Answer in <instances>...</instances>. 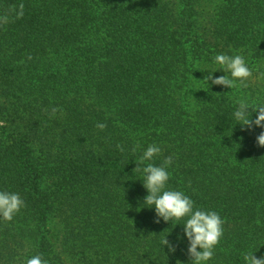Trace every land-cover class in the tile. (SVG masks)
Listing matches in <instances>:
<instances>
[{
    "label": "trees",
    "instance_id": "trees-1",
    "mask_svg": "<svg viewBox=\"0 0 264 264\" xmlns=\"http://www.w3.org/2000/svg\"><path fill=\"white\" fill-rule=\"evenodd\" d=\"M194 1L0 0V15L24 5L0 29V191L25 203L0 219V264L37 254L63 264L52 219L79 264H191L184 220L154 223L144 204L133 170L149 145L161 149L154 165L172 157L166 190L225 221L206 264L264 256V129L237 124L235 90L208 81L185 92L192 67L218 54L264 64V0L221 1L203 38ZM244 100L255 107L264 95ZM52 108L62 114L50 118Z\"/></svg>",
    "mask_w": 264,
    "mask_h": 264
},
{
    "label": "clouds",
    "instance_id": "clouds-1",
    "mask_svg": "<svg viewBox=\"0 0 264 264\" xmlns=\"http://www.w3.org/2000/svg\"><path fill=\"white\" fill-rule=\"evenodd\" d=\"M13 5L8 11L0 15V26L9 22V18L15 15L16 18H22L24 5ZM28 60L32 57L29 55ZM24 63V61H20ZM214 63L219 66L218 69L208 71L209 75L204 78L208 84L211 81L213 85L226 88H247V81L252 76V70L246 64L244 57L240 54L229 56L227 54H218L214 58ZM222 71L225 75L213 78L211 73ZM264 75V74H262ZM219 95V94H217ZM251 109V112L249 111ZM57 112L62 110L52 108L51 117L54 118ZM252 112H256V118L252 119ZM234 118L242 128L252 130L253 126L264 129V104L252 107L246 100L238 101V108L234 112ZM96 127L103 131L107 125L97 123ZM258 147L264 148V131L256 137ZM117 148L123 152L121 145ZM136 149L133 148V152ZM161 152L156 145H149L146 151L136 161L137 167L133 172H140L143 175V187L148 195L144 198V204L147 208H154L156 220L154 223H160L162 219L165 223H173L184 220L183 234L187 238L189 247L187 249L191 264H206L214 255L215 246L219 243L224 234V220L215 211H204L194 208V201L181 191L166 190V184L169 180L167 167L172 164V157H167L160 166H156L151 161ZM25 206L23 199L17 193L0 191V219L10 222L13 217L19 213ZM170 252H175V247L165 238L162 241ZM199 249V250H198ZM245 264H264V256L256 258L253 252L243 255ZM26 264H48L41 255L37 254L28 258ZM177 264H181L177 261Z\"/></svg>",
    "mask_w": 264,
    "mask_h": 264
},
{
    "label": "rangeland",
    "instance_id": "rangeland-1",
    "mask_svg": "<svg viewBox=\"0 0 264 264\" xmlns=\"http://www.w3.org/2000/svg\"><path fill=\"white\" fill-rule=\"evenodd\" d=\"M223 0H195L194 1V14L196 15V23L199 28L198 35L203 38V34H205V30L208 29L210 23L215 18V14L218 11V6ZM2 26H0L1 29ZM201 41V39H199ZM239 54V53H236ZM232 54V56L236 55ZM243 56V55H242ZM244 57V56H243ZM245 59V57H244ZM246 64L252 70V76L247 81L248 87L247 88H232L235 90V97L239 99H247L251 97H261L264 95V64H254L250 62L248 59H245ZM219 66L215 63L212 64H195L192 67L193 73H189L190 86L187 88L186 94H189L194 97L196 94L200 93L206 87V83L203 81L204 78L209 75L208 71H212L213 69H218ZM192 75V76H191ZM213 77L215 76H223L225 73L222 71H216L211 73ZM33 75H31L32 77ZM30 77V78H31ZM30 78L28 80H30ZM34 87L35 86H31ZM185 87V85L183 86ZM36 88V87H35ZM186 89V88H185ZM29 99L34 96L33 91L28 90ZM48 230L47 233L48 238L50 239V243L52 244V250L54 253L53 259L60 258L63 264H79L76 259L70 256L66 249L63 248V240H64V233L62 230V224L58 219H52L48 222ZM57 264V262H54ZM18 264H22L18 261Z\"/></svg>",
    "mask_w": 264,
    "mask_h": 264
}]
</instances>
